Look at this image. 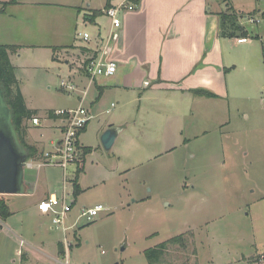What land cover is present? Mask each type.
Instances as JSON below:
<instances>
[{"label":"rangeland","instance_id":"obj_1","mask_svg":"<svg viewBox=\"0 0 264 264\" xmlns=\"http://www.w3.org/2000/svg\"><path fill=\"white\" fill-rule=\"evenodd\" d=\"M18 1L27 7L34 0ZM35 1L42 2L39 9L17 8L21 18L33 11L26 19L33 35L27 30L30 45L12 53L26 104L42 120L40 126L26 121L25 140H43L51 150V139L61 136L54 126L62 123L48 118V108L79 106L78 96L88 87L85 106L95 117L80 134L83 149L90 150L82 155V171L74 167L65 182L61 168H26L28 175L41 171L40 186L51 194L67 190L73 209L66 225L76 224L66 233L62 226L52 228V215L39 211L41 194L33 187L0 194L12 211L0 216V264H149L146 249L185 232L190 250L173 248L176 264H195L197 258L200 264H254L263 257L264 0H219L227 11L246 15L240 23L249 34L225 42L227 66H237L220 96L192 95L175 106L147 99L142 107L132 89L101 90L90 83L85 61L92 53L83 46L94 45L100 29L88 17L91 8L106 13L107 0ZM11 13L16 14L8 11V21ZM101 15L97 21L107 35L110 17ZM8 21L0 25V43L21 30ZM85 32L91 40L80 35ZM112 124L121 131L107 150L101 136ZM99 203L106 211L92 220L79 218L83 207Z\"/></svg>","mask_w":264,"mask_h":264},{"label":"crops","instance_id":"obj_2","mask_svg":"<svg viewBox=\"0 0 264 264\" xmlns=\"http://www.w3.org/2000/svg\"><path fill=\"white\" fill-rule=\"evenodd\" d=\"M16 1V3L8 6L6 11H3L5 13L1 12L0 14L3 16L0 25L5 26L6 20L8 21L6 19L8 11L16 12V14L11 13L12 18L9 19L8 23L12 27L20 25V32L13 34L7 40L9 43H0L18 46L17 52H13L14 54H17L24 46L30 45H27L28 42H26L29 39L25 40L26 35H28L27 30L30 37L33 35V32H30V24L26 22L33 11L29 15H22L21 18L19 16L20 10L17 8L39 9L42 4V2L34 0L25 2L28 4L27 7H21L19 6L21 2ZM224 1L226 4L230 3L228 0ZM111 2L113 5H117L121 0H112ZM90 10L93 11L88 19L100 29L99 37L96 38L94 45L83 47L90 49L86 51L92 55L97 53L96 55L99 56L108 45L109 52H107L106 58H110L118 64V69L114 75L101 76L93 81L90 80V83L95 81L96 85L102 86V88L119 85L123 88L132 89L139 93V97L134 100L139 102L141 107L147 99L155 104L169 103V105L175 106L178 102L177 99L189 98L192 95L206 99L217 98L221 95L220 89H222L223 82L226 84L227 75L232 72V68L237 66L236 64L227 66L225 61V42L227 38H236L237 35L223 34L219 14L227 11V9L222 6L219 0H140L137 9L122 14L123 22L120 28L114 29L110 19L107 35L103 34L102 23L97 21L100 15L97 17L94 15V11L99 9L91 8ZM102 15L107 16L105 11ZM245 16L241 15L240 18ZM113 32L118 38L108 43L109 35ZM0 33L2 34L4 31H0ZM237 38L239 41L243 39L242 36ZM248 41L251 40L248 39ZM69 47L75 48L74 45H69ZM92 55L91 57H93ZM10 57L16 67V74L21 87L18 66L13 61L12 53ZM66 62L72 63L71 60ZM202 90L214 93L215 96L209 97L197 93V91ZM23 95L26 100L24 92ZM81 96H78L79 99ZM54 127L61 132V136L51 139L50 144L53 147L55 142L62 138L60 126L55 125ZM28 135L32 137L30 134ZM29 143L38 150L35 157H39L47 150L43 140L32 138V142ZM40 178L41 171L37 175L33 173L28 175L26 171L25 185L28 186L26 191L31 190L32 187L35 191L40 190L41 201L51 195V188H41ZM34 264L43 263L36 262Z\"/></svg>","mask_w":264,"mask_h":264},{"label":"built area","instance_id":"obj_3","mask_svg":"<svg viewBox=\"0 0 264 264\" xmlns=\"http://www.w3.org/2000/svg\"><path fill=\"white\" fill-rule=\"evenodd\" d=\"M140 0H122L119 4L113 5L106 9L107 15L111 19L112 27L118 29L122 26V14L128 11H133L138 8ZM256 19H250V22H255ZM242 25H244L241 22ZM84 40H91L90 34L85 32L80 33ZM118 38L115 33L109 35L108 43ZM241 41L243 39H240ZM108 45L105 47L103 53L95 58H91L90 61L85 65L87 72L91 75V80L101 77V76H112L116 73L118 69V64L116 61L106 58L108 54ZM66 85V82L62 83ZM71 89H75V84L71 83L69 85ZM81 96V103L75 108H62L54 110L55 114L61 120V131L62 138L55 142L53 149L44 151L39 157L32 156L26 160V168H33L35 166L44 167H58L64 172V181L66 182L71 170L74 167L79 168V164L82 161V155L84 154L83 146L80 142V134L87 127L88 123L95 117L93 111L85 106V100L88 95V89H86ZM49 118V117H48ZM35 125H41L40 116H35L31 119ZM69 193L64 188L62 196H58L55 193L49 195L48 197L42 199L38 203V209L47 215H52V222L54 227H63L64 233H66L70 228L74 227L76 223L71 226L66 225V219L68 214L73 209V203H68ZM106 211V206L99 203L93 207L86 208L83 207L79 218L87 217L88 220H92L97 217L100 213ZM62 264H68V261ZM254 264H264V254L263 257L255 260Z\"/></svg>","mask_w":264,"mask_h":264},{"label":"trees","instance_id":"obj_4","mask_svg":"<svg viewBox=\"0 0 264 264\" xmlns=\"http://www.w3.org/2000/svg\"><path fill=\"white\" fill-rule=\"evenodd\" d=\"M112 0H108L106 4V9L113 6ZM16 0L4 1L2 2V11H6L7 7L11 4L16 3ZM103 13L102 10L94 11V15L97 17ZM221 18V29L223 34L229 36H238L242 35L248 36V31L243 27L240 23L241 14L232 11H223L220 12ZM86 50H90L87 47H83ZM18 46L16 45H8V44H0V86L3 90L5 100L7 101L8 105L12 110V121L13 124L21 138L22 143L28 150L30 157L35 156L38 153V150L33 145L29 144L25 140V136L27 135V125L26 121L31 120L33 117L38 116L39 111L35 109H31L27 106L25 97L20 87V83L16 74V67L12 63L11 60V53L17 52ZM97 54V53H96ZM94 53L93 57L95 58L97 55ZM85 61L87 64L90 59ZM85 64V65H86ZM103 90V88H101ZM197 93L214 97L215 94L208 92V91H197ZM47 115L49 118H56L59 117L55 114L54 110H48ZM86 127L84 128V130ZM83 130V131H84ZM90 150L84 148V155L89 153ZM29 157V158H30ZM84 167L79 166L78 172L82 171ZM78 178V176H77ZM77 191L79 192V185L77 184V179L75 180ZM12 211L8 202L2 198L0 199V216L3 218H7ZM187 232L176 235L154 247L148 248L145 250V256L149 264H176L174 259L171 258V251L173 248H181L184 251L190 250V239L187 236ZM61 252L64 254V246L63 243L60 244ZM63 246V247H62ZM193 253L198 256V251L196 249L193 250ZM183 264H188L187 261ZM195 264H200L199 258L196 259Z\"/></svg>","mask_w":264,"mask_h":264},{"label":"water","instance_id":"obj_5","mask_svg":"<svg viewBox=\"0 0 264 264\" xmlns=\"http://www.w3.org/2000/svg\"><path fill=\"white\" fill-rule=\"evenodd\" d=\"M121 128L110 125L101 139L107 150L115 144ZM30 154L13 124L12 110L0 86V194L25 193L26 160Z\"/></svg>","mask_w":264,"mask_h":264}]
</instances>
